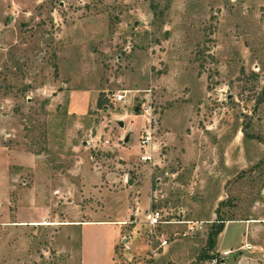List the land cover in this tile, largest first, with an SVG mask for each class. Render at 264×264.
Here are the masks:
<instances>
[{"label": "rangeland", "instance_id": "rangeland-1", "mask_svg": "<svg viewBox=\"0 0 264 264\" xmlns=\"http://www.w3.org/2000/svg\"><path fill=\"white\" fill-rule=\"evenodd\" d=\"M0 145L38 155L11 197L56 223L12 264H77L61 221L80 216L121 219L116 264H208L217 214L264 230V0H0ZM236 227L208 254L247 242L224 264H264V232L233 246Z\"/></svg>", "mask_w": 264, "mask_h": 264}, {"label": "crops", "instance_id": "crops-1", "mask_svg": "<svg viewBox=\"0 0 264 264\" xmlns=\"http://www.w3.org/2000/svg\"><path fill=\"white\" fill-rule=\"evenodd\" d=\"M69 100L68 105L72 112H84L86 110L84 103L75 104L71 102V98ZM37 157L38 155L34 152L26 151L17 145H0V158L4 159V165H1L0 182L2 179L7 190L4 201H12L15 205V210L12 214L9 211V214L0 216V220H2L0 222L6 224L3 227V232L0 233V259H5V264H12L13 257L17 255L18 251L19 254L22 252L27 257V254H30V252L26 253L21 249L17 250L18 245L16 239H22V242L26 244L31 230L56 224L55 222L45 221L44 214H46L47 210L46 205H38L40 203L35 199L22 198L20 193L17 194V197L15 195L14 198L11 197V194H14L13 191L17 188L16 181L19 175L25 171L31 172L32 169H37ZM13 167H16V169L12 170L11 168ZM23 183H25V180ZM30 188H27V190ZM41 211L45 213L41 214ZM120 220L119 218H105L100 216H80L72 220L66 219L63 222L61 221L62 225H66L64 227H70L77 234V264H116L115 246ZM244 223L240 219L227 220L224 222L223 230L219 235H225L227 237L230 227L237 225V236L232 239V245L236 246L241 241L244 233L250 236V238L259 233L263 234L264 230L262 232L259 230L261 226L257 224L247 225ZM28 244H30L29 241L26 245L29 249L30 245ZM230 248L233 247L222 246V250H229Z\"/></svg>", "mask_w": 264, "mask_h": 264}, {"label": "built area", "instance_id": "built-area-1", "mask_svg": "<svg viewBox=\"0 0 264 264\" xmlns=\"http://www.w3.org/2000/svg\"><path fill=\"white\" fill-rule=\"evenodd\" d=\"M114 100L124 102L125 101L124 92L115 95ZM151 138H152L151 131L148 129H144L141 138L139 139V148L141 152L140 159L144 162L150 161L152 159V155L149 150ZM147 222L151 227H153L162 222L167 223L168 221L163 219V214L161 213V210L155 209L152 210L149 213V215H147ZM157 238L159 239L160 246H165L167 244V240L165 238H162V236H158ZM243 248L250 249L251 245L246 242L239 248H236L235 250H231V249L222 250L218 252L219 254L215 253L208 264H224L225 262H221L223 258L229 255L231 252L238 251L239 249H243Z\"/></svg>", "mask_w": 264, "mask_h": 264}, {"label": "trees", "instance_id": "trees-1", "mask_svg": "<svg viewBox=\"0 0 264 264\" xmlns=\"http://www.w3.org/2000/svg\"><path fill=\"white\" fill-rule=\"evenodd\" d=\"M102 102L100 99L97 100V105L101 106ZM222 201L219 202L218 208L216 209V213H218L219 206L221 205ZM225 220L219 217V214H217V218L215 221L212 222L209 231L207 233V250L211 251L215 246V241L217 236L220 234V232L223 230ZM208 251H203L201 254V257L205 260L210 259L213 257V255L208 254Z\"/></svg>", "mask_w": 264, "mask_h": 264}, {"label": "water", "instance_id": "water-1", "mask_svg": "<svg viewBox=\"0 0 264 264\" xmlns=\"http://www.w3.org/2000/svg\"><path fill=\"white\" fill-rule=\"evenodd\" d=\"M136 110V109H135ZM119 125L120 126H123V122L122 121H119ZM129 133H130V130L127 132V134H126V136H125V138H124V141H127L128 140V138H129ZM221 262H225V258H223L222 260H221Z\"/></svg>", "mask_w": 264, "mask_h": 264}]
</instances>
